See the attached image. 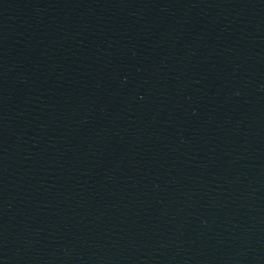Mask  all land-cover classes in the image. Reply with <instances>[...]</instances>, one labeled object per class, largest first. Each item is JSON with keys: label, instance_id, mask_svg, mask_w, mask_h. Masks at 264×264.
Wrapping results in <instances>:
<instances>
[{"label": "water", "instance_id": "water-1", "mask_svg": "<svg viewBox=\"0 0 264 264\" xmlns=\"http://www.w3.org/2000/svg\"><path fill=\"white\" fill-rule=\"evenodd\" d=\"M0 264H264V0H0Z\"/></svg>", "mask_w": 264, "mask_h": 264}]
</instances>
